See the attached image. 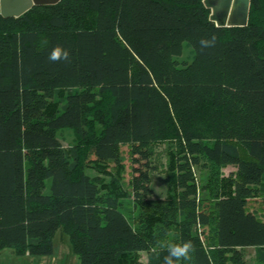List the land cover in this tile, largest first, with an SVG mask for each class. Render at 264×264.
<instances>
[{"label": "trees", "instance_id": "trees-1", "mask_svg": "<svg viewBox=\"0 0 264 264\" xmlns=\"http://www.w3.org/2000/svg\"><path fill=\"white\" fill-rule=\"evenodd\" d=\"M57 45L70 60H49ZM163 144L167 194L152 200L148 160ZM260 197L264 0L239 26L216 25L206 0H60L0 15V248L49 255L61 229L79 264H162L188 240L183 264H244L247 247L264 264V219L247 207Z\"/></svg>", "mask_w": 264, "mask_h": 264}, {"label": "rangeland", "instance_id": "rangeland-1", "mask_svg": "<svg viewBox=\"0 0 264 264\" xmlns=\"http://www.w3.org/2000/svg\"><path fill=\"white\" fill-rule=\"evenodd\" d=\"M237 6V5H236ZM243 10V7L237 6L235 13H239V9ZM242 10L239 17L234 15V18L241 19ZM236 16V17H235ZM191 58V49L188 46H184L182 53L177 57L179 62L189 60ZM57 136L61 139L64 145H74L77 143L76 133L72 128H63L57 131ZM125 165L127 167L126 179L129 177L132 162L128 155V148L122 146ZM145 160L136 162L134 165L142 169L145 168ZM165 145H156L152 149V154L148 160V169L151 177L152 187V200H163L167 194V182L165 175ZM232 167H226L224 172L227 173ZM88 174H91L89 169L85 170ZM196 175H198L195 169ZM247 207L250 210L255 211L261 218L264 219V198H255L247 200ZM244 264H260L257 259V252L255 247H247L244 249ZM142 263H146V253H141ZM0 264H79V259L76 254L72 252L70 247L68 235L61 229H58L53 237V252L49 255H17L15 250L10 247L0 248Z\"/></svg>", "mask_w": 264, "mask_h": 264}, {"label": "water", "instance_id": "water-1", "mask_svg": "<svg viewBox=\"0 0 264 264\" xmlns=\"http://www.w3.org/2000/svg\"><path fill=\"white\" fill-rule=\"evenodd\" d=\"M60 0H0V15L3 17H17L36 5L55 4ZM250 0H206L211 10V19L218 26H239L244 25L247 20ZM239 13H235L237 6ZM242 10V17H239ZM235 16V17H236Z\"/></svg>", "mask_w": 264, "mask_h": 264}, {"label": "clouds", "instance_id": "clouds-1", "mask_svg": "<svg viewBox=\"0 0 264 264\" xmlns=\"http://www.w3.org/2000/svg\"><path fill=\"white\" fill-rule=\"evenodd\" d=\"M199 43L202 50L213 47L216 43V36L213 35L211 39L202 38ZM48 58L52 62L68 61L70 53L67 49L57 45L52 49ZM195 250V245L191 240L169 244L167 245V255L163 256L162 264H183V262L191 260Z\"/></svg>", "mask_w": 264, "mask_h": 264}]
</instances>
